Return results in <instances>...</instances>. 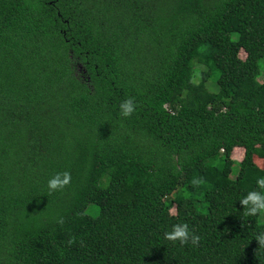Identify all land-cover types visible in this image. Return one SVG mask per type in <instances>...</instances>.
<instances>
[{"label":"trees","instance_id":"1","mask_svg":"<svg viewBox=\"0 0 264 264\" xmlns=\"http://www.w3.org/2000/svg\"><path fill=\"white\" fill-rule=\"evenodd\" d=\"M261 60L264 0H0V264H264Z\"/></svg>","mask_w":264,"mask_h":264},{"label":"clouds","instance_id":"2","mask_svg":"<svg viewBox=\"0 0 264 264\" xmlns=\"http://www.w3.org/2000/svg\"><path fill=\"white\" fill-rule=\"evenodd\" d=\"M137 105L133 98H128L120 104V115L124 118H130L136 111ZM71 184V173L63 171L56 173L48 181L49 194L64 191ZM259 190L249 191L248 194L240 200L243 207V214L248 217L261 216L264 217V177L258 178L256 181ZM61 217L57 223L63 224ZM164 238L173 244L179 243L181 246L191 243L193 246H199L201 237L189 228L185 223H178L172 226L171 231L164 233ZM259 246L264 247V231L259 232L255 236ZM76 242L75 237L69 239L68 244L72 245Z\"/></svg>","mask_w":264,"mask_h":264},{"label":"rangeland","instance_id":"3","mask_svg":"<svg viewBox=\"0 0 264 264\" xmlns=\"http://www.w3.org/2000/svg\"><path fill=\"white\" fill-rule=\"evenodd\" d=\"M239 56H240L241 59H244L245 58V53L243 51H241ZM260 64L264 65V61L261 60ZM263 77L264 76H261L259 80L262 81ZM241 156H242L241 151L235 149L234 150V154H232V158L235 159L236 161H239L241 159ZM260 220L264 221V217H261Z\"/></svg>","mask_w":264,"mask_h":264}]
</instances>
